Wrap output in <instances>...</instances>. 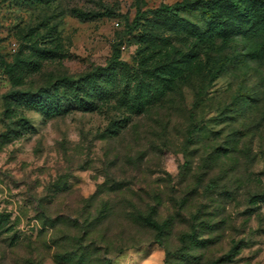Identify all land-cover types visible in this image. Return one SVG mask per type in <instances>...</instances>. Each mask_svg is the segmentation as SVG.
<instances>
[{
    "label": "rangeland",
    "instance_id": "1",
    "mask_svg": "<svg viewBox=\"0 0 264 264\" xmlns=\"http://www.w3.org/2000/svg\"><path fill=\"white\" fill-rule=\"evenodd\" d=\"M182 1L0 0V264H264V11L150 13ZM89 74L85 109L6 98Z\"/></svg>",
    "mask_w": 264,
    "mask_h": 264
},
{
    "label": "trees",
    "instance_id": "2",
    "mask_svg": "<svg viewBox=\"0 0 264 264\" xmlns=\"http://www.w3.org/2000/svg\"><path fill=\"white\" fill-rule=\"evenodd\" d=\"M30 4H40L44 0H29ZM140 2V0H137ZM243 4L249 6L256 5L258 8H261L264 11V2L263 0H209L205 2L204 0H183L178 2L175 5H162L156 10L151 11V14L157 16H165L173 14L177 11H187L189 13L199 12L202 16H206L209 20V34H220L228 35L233 30V24L235 21L242 17L240 7ZM73 13L76 17H79L82 20L92 18L93 15L88 13L81 12L79 10H73ZM149 13V12H148ZM105 16H111V14H105ZM94 17H100L96 15ZM121 58V52L119 48L114 50V57L112 62H119ZM50 59V54L40 51L36 48L32 55L30 56V65L34 69H39L42 63ZM12 66H7V70L11 72ZM224 68V63H221L218 72L222 71ZM93 75H85L83 78L77 81H70L68 78H63L57 83L51 85L48 88L42 89L37 93H24L20 90L12 91L6 98L11 99L15 102L17 109L27 108L35 112L44 114L48 118H53L61 113L60 101L66 100L73 102L76 106L85 109L90 105V102H86L84 98L89 96L94 91V88L87 86L92 80ZM62 90V98L60 100L54 97V93ZM129 92H126V96ZM199 128L194 126V129L190 131L191 136L193 133L197 132ZM148 225L156 227L158 234L163 235V228L161 225L152 221L150 218L146 219ZM161 240H159L160 243Z\"/></svg>",
    "mask_w": 264,
    "mask_h": 264
}]
</instances>
